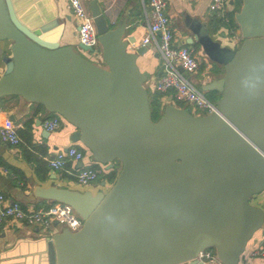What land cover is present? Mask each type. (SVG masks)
Here are the masks:
<instances>
[{
  "label": "water",
  "instance_id": "obj_1",
  "mask_svg": "<svg viewBox=\"0 0 264 264\" xmlns=\"http://www.w3.org/2000/svg\"><path fill=\"white\" fill-rule=\"evenodd\" d=\"M90 10L97 62L61 44L58 22L30 28L11 0H0V42L11 53L0 98L19 95L61 115L106 170L121 165L107 190L41 187L38 196L72 205L83 219L78 231L48 236L46 264H240L264 226V210L251 202L264 192V0H243L212 28L186 14L185 44L223 69L200 90L220 97L215 111L194 114L170 96L157 121L138 64L151 44L132 49L126 22L112 27L99 0ZM224 22L234 27L222 33L229 44L214 36ZM208 248L217 262L199 259Z\"/></svg>",
  "mask_w": 264,
  "mask_h": 264
},
{
  "label": "crops",
  "instance_id": "obj_2",
  "mask_svg": "<svg viewBox=\"0 0 264 264\" xmlns=\"http://www.w3.org/2000/svg\"><path fill=\"white\" fill-rule=\"evenodd\" d=\"M11 1L21 22L30 28L58 22L61 24L60 42L62 45H73L86 57L98 61V57L92 52L84 51L79 47L81 42L78 34V21L72 14L68 0ZM91 1L84 0L89 9ZM242 2L243 0H226L223 12L225 16H220L218 12L210 9L211 0H168V13L171 17L176 45H188L185 44L190 35L184 23L186 14L200 18L212 28L220 20L230 21V13L240 10ZM99 3L112 23V27H116L123 21L127 23V37H134L137 41L132 45V49L141 45L146 38L150 39L151 47L139 57L138 64L141 70L148 75V81L145 83L148 92H155L152 85L163 74V66L156 43V40H160V35L156 34V38L153 37L149 28V0H99ZM225 22L214 36L221 39L224 44H229L228 41L231 38L223 39L222 33L226 32L229 35L234 27ZM58 24L54 25L51 30L58 29ZM241 41L236 35L231 46L237 48ZM0 48L3 49V55L0 56L1 77L6 70L3 57L11 53L7 43L0 42ZM196 51L201 55V50L198 47ZM209 63L212 65L211 70L206 69L205 62L198 70V85L194 83L192 73L184 71L183 74L200 89L202 85L223 75L221 67L211 61ZM203 67L204 69H202ZM212 93L216 97L220 96V93ZM173 94V92H169L168 99ZM206 96L211 99L208 95ZM167 104L168 102H164V105ZM53 116L54 113L49 112L42 105L28 101L22 96L7 95L0 98V126L13 125L17 127L21 137V142L17 145L7 143L0 137V193L5 196L8 203L19 201L26 208L45 209L53 203V200L38 196L41 187H49L55 183L62 187L96 192L107 190L113 184L114 181L108 175H100L96 181L89 185H81L76 182L75 174L79 168L93 166L106 169V165L98 163L80 141L75 142L72 139L78 129L66 120L58 129L48 131L44 127L43 121ZM71 146L84 150V158L78 161L69 160L65 169H53L49 160L54 158L59 151ZM81 161L83 165H81ZM116 168L118 169L119 165H116L114 169ZM103 181H106V187L103 186ZM251 202L264 210V192L253 196ZM62 228L61 225H54L50 230L44 231L38 226L7 220L0 232V264H46L44 255L47 253V238L49 235L61 231ZM263 234L264 226L250 239L240 259V264H264V255H253L256 249L264 245Z\"/></svg>",
  "mask_w": 264,
  "mask_h": 264
},
{
  "label": "built area",
  "instance_id": "obj_3",
  "mask_svg": "<svg viewBox=\"0 0 264 264\" xmlns=\"http://www.w3.org/2000/svg\"><path fill=\"white\" fill-rule=\"evenodd\" d=\"M73 16L78 21L79 40L85 45L93 48V55L101 56V46L99 43L97 27L94 17L85 4L84 0H68ZM226 0H211L210 9L218 12L220 16L225 10ZM150 22L149 28L153 37L160 32V40L156 43L162 58L163 74L153 82V89L156 92L164 94L163 102H168V93L173 92L172 101L192 103L196 109H203L211 113L216 110L215 102L211 101L204 92L197 88L189 79L185 77L180 70L193 73L200 69L205 62L206 69L209 71L212 65L206 57H201L199 53L189 45L178 47L175 41L174 30L171 25V17L168 13V0H149ZM224 19L227 20L226 17ZM228 21V20H227ZM156 38V37H155ZM150 39L146 38L143 45L149 43ZM207 60V61H205ZM176 104V103H175ZM65 119L54 114L52 118L43 121L44 127L48 131L58 129ZM0 137L3 141L12 145L21 142V137L17 127L13 125H1ZM85 156L84 150L71 146L61 150L57 155L49 160L50 166L55 170L65 169L69 160H82ZM105 172L103 167L86 166L79 168L75 174V180L81 185H89L96 181L99 176ZM9 220L14 223H25L31 226H38L42 230H50L54 225L68 227L71 231H78L83 226L82 217L75 211L72 205L62 202L53 201L48 208L32 209L26 208L19 201L8 203L5 196L0 193V232L4 223ZM264 237V234H263ZM253 255H264V245L253 252ZM199 259L215 263L218 257L214 249L208 248L199 254Z\"/></svg>",
  "mask_w": 264,
  "mask_h": 264
},
{
  "label": "trees",
  "instance_id": "obj_4",
  "mask_svg": "<svg viewBox=\"0 0 264 264\" xmlns=\"http://www.w3.org/2000/svg\"><path fill=\"white\" fill-rule=\"evenodd\" d=\"M163 96H164L163 93L157 91L153 93H149L150 105L152 109V117L155 121H157L162 116L164 108L166 106L164 105V102L162 100ZM116 169L113 170L105 169V172H103L101 175H108L112 181H115L118 175V169L117 170Z\"/></svg>",
  "mask_w": 264,
  "mask_h": 264
},
{
  "label": "rangeland",
  "instance_id": "obj_5",
  "mask_svg": "<svg viewBox=\"0 0 264 264\" xmlns=\"http://www.w3.org/2000/svg\"><path fill=\"white\" fill-rule=\"evenodd\" d=\"M230 35H232V34H230ZM223 38H224V37H223ZM202 69H204V67H203ZM202 69H201V70H202ZM196 73H197V74H196ZM198 74H199V73H198V70L192 73V75H193V79H194V83H195L196 85H198V83H197V82H198V81H197V77L199 76ZM145 86H147V85H145ZM212 92H216V91H209V92H206L205 94L208 95V96L211 98V99H210L211 101L216 102L220 96H217V97H216V95H213L214 93H212ZM217 93H218V92H217ZM174 103H176V105H178V106H181V107H184V108H188V109L191 110L194 114H202V113H205V112H206V111L203 110V109H196L195 106H194L192 103H189V102H176V101H174ZM118 165H119L118 170H120L121 165H120V164H118Z\"/></svg>",
  "mask_w": 264,
  "mask_h": 264
}]
</instances>
